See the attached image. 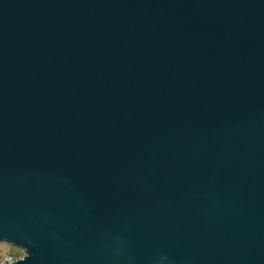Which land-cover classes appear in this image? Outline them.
Instances as JSON below:
<instances>
[{
    "label": "water",
    "instance_id": "obj_1",
    "mask_svg": "<svg viewBox=\"0 0 264 264\" xmlns=\"http://www.w3.org/2000/svg\"><path fill=\"white\" fill-rule=\"evenodd\" d=\"M2 242L264 264V0H0Z\"/></svg>",
    "mask_w": 264,
    "mask_h": 264
},
{
    "label": "rangeland",
    "instance_id": "obj_2",
    "mask_svg": "<svg viewBox=\"0 0 264 264\" xmlns=\"http://www.w3.org/2000/svg\"><path fill=\"white\" fill-rule=\"evenodd\" d=\"M22 249L15 247L9 243L2 242L0 243V262L6 256H18L22 253Z\"/></svg>",
    "mask_w": 264,
    "mask_h": 264
},
{
    "label": "built area",
    "instance_id": "obj_3",
    "mask_svg": "<svg viewBox=\"0 0 264 264\" xmlns=\"http://www.w3.org/2000/svg\"><path fill=\"white\" fill-rule=\"evenodd\" d=\"M25 257H27V252L23 250L18 256H6L3 260H1L0 264H15L19 261L25 260Z\"/></svg>",
    "mask_w": 264,
    "mask_h": 264
}]
</instances>
